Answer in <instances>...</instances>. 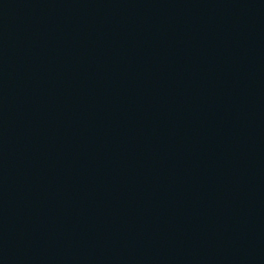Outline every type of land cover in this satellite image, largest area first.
Segmentation results:
<instances>
[{
    "label": "water",
    "instance_id": "1",
    "mask_svg": "<svg viewBox=\"0 0 264 264\" xmlns=\"http://www.w3.org/2000/svg\"><path fill=\"white\" fill-rule=\"evenodd\" d=\"M0 264H264V0H0Z\"/></svg>",
    "mask_w": 264,
    "mask_h": 264
}]
</instances>
